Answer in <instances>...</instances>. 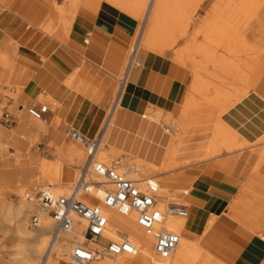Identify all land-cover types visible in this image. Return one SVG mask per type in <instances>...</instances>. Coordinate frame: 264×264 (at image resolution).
Here are the masks:
<instances>
[{
	"label": "crops",
	"instance_id": "crops-1",
	"mask_svg": "<svg viewBox=\"0 0 264 264\" xmlns=\"http://www.w3.org/2000/svg\"><path fill=\"white\" fill-rule=\"evenodd\" d=\"M0 6L4 10L3 14L0 13V45L9 38L16 42L17 47L12 57L21 51L35 50L43 60V65L35 69L34 83L29 86L35 87L36 95L40 94L38 97L49 98L53 109H49L48 119L57 118L63 127L74 129L89 140L100 139L105 133L113 86L110 79L116 81L121 73L135 31L134 22L122 14L113 19L101 14L97 17L79 15L76 29L71 31L66 46L51 52L47 41L38 45L33 32H26L27 25L45 34L39 28L43 21L39 16L30 15L32 11L35 12L34 0H0ZM80 19L82 25H79ZM185 37L190 38V43L193 31L189 30ZM199 39L203 40V37ZM185 45L180 44L179 50L173 53H140L139 66L131 71L118 109L113 114L106 134V147H113L130 158L161 167L170 143L178 133L182 137L176 163L184 164L182 161L187 158H204L205 143L210 136L207 128L216 120L233 129L248 144L264 136V55L251 75L248 94L231 109L219 114L223 99L220 94L217 100L216 88L226 91L228 78L222 69L215 71L212 66L203 69L200 55H194L193 62L188 59L184 63L177 62L176 53ZM217 54L222 56L224 53L219 50ZM22 59L29 63L26 57ZM13 67L15 69L12 71L1 67L0 78L18 82L17 97L30 105L31 100L23 96L29 83L28 79H24L27 69L23 66ZM212 72L216 73V77L211 76ZM23 109L24 105H20L18 110L23 113ZM158 114L161 120L155 119ZM163 118H168L169 123L163 122ZM17 119L14 131L10 135L0 133V140H5L16 152L25 155L31 150L25 138L29 133L27 127L34 129L35 123L28 120L31 118L18 116ZM47 137L48 146L52 142L60 143L61 136L53 128L47 131ZM181 151L190 153L179 156ZM241 154L243 152L231 156L224 154L222 158L213 160L212 166L217 169L206 167L204 162L176 167L159 174L162 179V183H159L168 192L172 186L187 187L184 190V198L188 202L184 230L191 238L200 237L201 244L226 264H263L264 238L252 236V232L259 231L264 236V177H260L259 173L264 160L258 164V154L250 152L244 160ZM23 163L12 162L11 166ZM27 164H31L30 159ZM248 166H251L250 169ZM16 170L9 169L13 180H27L29 175L20 176ZM63 174L62 182L73 178L66 164ZM248 188H252L256 196L262 199V205L253 203ZM242 191V196L235 201ZM228 212L237 217L241 224L231 219ZM219 226L225 227V230ZM233 236L239 239L236 251L227 248L234 245V242H229Z\"/></svg>",
	"mask_w": 264,
	"mask_h": 264
},
{
	"label": "bare ground",
	"instance_id": "bare-ground-1",
	"mask_svg": "<svg viewBox=\"0 0 264 264\" xmlns=\"http://www.w3.org/2000/svg\"><path fill=\"white\" fill-rule=\"evenodd\" d=\"M72 1H74L75 4L78 5V3H81L82 0ZM72 1L64 0V4L69 7L70 2L72 3ZM208 1L209 0H176V2H178V4L180 5V8H178V6L172 8L169 4V0H92L91 7L102 9H109L111 7H114L117 10L123 11L125 16L130 17L135 24L137 23L136 27L138 29V37L134 44L131 45V48H136V55L138 57L142 51L146 52L155 50L153 49L154 46L156 47V50H159V52L166 51V48H173L179 38L187 36L191 24L195 22L197 14L200 10H202L201 8H203ZM63 7L64 6H59L57 8L55 7L56 9L54 11H51L52 16L50 17V19H48L46 22H43L39 26V28L45 34L51 37L54 33L55 26L57 25V32L54 33V37L59 41L65 42L71 32H69L65 28V26L67 25V21L65 18L64 9L66 7L64 9ZM215 12V10L212 11V13L214 14ZM242 15H244L245 17H251L253 16V11L252 9H249L244 5H239L236 9L235 16L236 18H241ZM22 22L24 21L22 20ZM54 22L57 23L54 25ZM166 23H171V26H169L172 28L167 27ZM214 27L218 29V36H213L210 31L205 33L201 32V30L197 31L194 41L192 43H188L189 45H186L185 48L177 52L175 58L179 63H184L186 59L193 62L194 55H200L203 59V62L211 65L215 70H223L228 78V81L234 87L235 93L233 94L232 100H223L220 111L218 112L220 114L232 107L236 102H238L248 94L250 78L251 75L253 76L252 73L256 69L258 63L254 61L253 56L252 58L250 57L249 60L247 59L243 61L240 65L234 64L229 59L220 57L217 54V49H224L228 52H232V50H235L234 53L246 55L252 53V48L242 40L241 36L238 35V32L236 30L232 34L226 35L224 33V29H221L219 20H216L214 22ZM199 33H201L204 38L203 42H199L196 39V37L199 36ZM161 36L168 39V43L165 44V42L162 41ZM223 37L225 38L224 41L222 40ZM15 43L10 40L7 48L0 49V67H12V65L10 64V57H12V54H14V51L17 48ZM10 44L12 45L11 48L9 47ZM12 85L14 87H17V90L19 89L18 82H13ZM124 92L125 90L123 91L122 95L124 94ZM43 99H47V97ZM30 118L36 120V123L33 124L34 129L27 127L28 130H35L39 134L44 133L45 127L40 122L42 120L35 119L33 117ZM113 118V114H110V116H108V119L106 120V124L104 126L105 133H103L104 135L100 137L101 140L97 148H95L92 152L94 155L93 162L101 163L107 167H115L119 173L132 180H141V178H137L140 174H152L155 172L161 174L164 172H169L178 165V163L175 162V158L178 153V134L173 137L166 154V159L161 167H155L151 164L130 158L128 156H126L125 158L127 161H124V163H122L120 166L117 167L114 166V164L110 165L114 158L120 155V152L115 148L106 147V134L110 124L113 121ZM161 118L162 117L160 114L155 116V119L161 120ZM167 121V118H163V122L168 124L169 122ZM237 141L243 142V144H239L242 148L237 152H243L248 148L252 153H256L259 155L258 164H262V161L264 160V136H262L257 141V144H248L242 141L239 136L233 131V129L231 130L219 120L214 129L213 137L207 150L208 153H206V155L208 154V156H210V159H208L207 161L213 160L211 156L216 154L221 149L231 150L232 145ZM74 144L83 147L85 149V152L82 148H78ZM74 144H71V146L69 147H64L61 144V146L57 149L59 156L61 158H66L65 164L72 171L73 178L68 182H49L51 185H53V190L56 194L64 195L70 191L79 176L84 175L86 182L90 183V187L91 184L94 183H99V185H94V187L90 190V194L84 195L81 199L87 203H90V197L93 196L94 199H97L99 201L103 198L105 190L109 189L110 186L109 184H105L107 183V181L103 177L97 176L92 171V168L88 166L90 160L89 146L79 141H75ZM6 148V145L0 144V152L5 151ZM22 157L27 160L30 159L32 164L36 163L39 159L38 156L32 152L25 154ZM0 160L2 163V169L0 171V230H3L7 233H12L19 242H23L26 244L22 246V252L15 253L13 255L15 257L11 260V262H9V264H60L61 260H68L67 253L70 247L76 243H81L83 241V236L81 233L82 226H77L76 231L73 235H64L61 239H58L52 247L49 244L52 223L46 215L41 216L40 228L32 232L28 228V213H32L35 208L32 204L23 199L24 192L21 188L22 182L17 179L13 180L10 176L11 173H9L8 170L12 162H20V160L18 156H16L11 161L10 159L5 158L4 154L2 156L0 155ZM120 162H116L115 164L118 165L120 164ZM256 170L257 167H255V171ZM145 179H149L153 182L158 183L159 194L163 195L168 193L165 188L160 186L159 180L156 179L155 176H149ZM8 181H11L12 183L10 186L7 183ZM248 182L250 181L248 180ZM37 183L47 182L40 181ZM12 186L16 189L15 192L17 194V198L20 199L18 204H13L7 201V198L5 196V189H9ZM162 206L163 203L161 204V207ZM112 213H115L117 216ZM107 215L111 226V231L107 235L108 238L114 241H119L120 238L125 237L135 246V248L138 250V253L135 256L124 255L114 260H107L110 263L105 264H187L194 262L207 264L209 262V258L203 255V251L201 252L200 249H195L197 241H195L190 237L188 233L185 232V219H179L175 217L167 218L164 225V230L177 233L180 236V241L170 256H168L167 258H161L154 253L153 238L147 235L142 230V228L138 226L134 216L124 217L114 211H108ZM129 221L134 223V225L138 228L130 224ZM212 222L213 219L209 223L210 226ZM219 228L224 229L225 227L222 228L221 226H219ZM147 237L148 239L150 237L152 238V249L142 241ZM235 240H239L237 236H234V238L231 239V241ZM53 254H56V257H54ZM58 258L59 261L57 260ZM97 262L98 261H94L90 264H95ZM68 264L70 263L68 262Z\"/></svg>",
	"mask_w": 264,
	"mask_h": 264
},
{
	"label": "rangeland",
	"instance_id": "rangeland-1",
	"mask_svg": "<svg viewBox=\"0 0 264 264\" xmlns=\"http://www.w3.org/2000/svg\"><path fill=\"white\" fill-rule=\"evenodd\" d=\"M91 1L92 0H82L81 3H78V5H76L75 2L72 1V3L70 2L69 7H67V5L64 4V0H34L35 6H34L33 10H35V12L32 11V13L30 15L32 17L39 16V19L41 21L46 22L52 16L51 11H54L59 6H64L63 9L66 7L64 9V13H65L66 21H67V25L65 26V28L69 32L76 29V25L78 22L77 20H78L79 15L82 16L84 14V15H90L93 17H97L98 15L101 14V15H105V16L109 15L112 19L118 14H122L125 16L123 11L117 10L114 7H111L107 10L102 9V8H93V7H91ZM169 4L171 5L172 8L177 7V6H178V8H180V5L178 4V2H176V0H169ZM239 5H244V6L248 7L249 9H252L253 16L245 17L244 15H242L241 18H236L235 12H236V9ZM201 9L202 10H200L196 16L195 22L193 24H191V26L189 28L190 31H193V38H192L190 43H192L194 41L195 35L197 34V31H199V30H201V32H203V33L210 31L213 36H218L219 32H218V29L216 27H214V22L216 20H219L220 25H221V29L222 28L224 29V33L226 35H230L236 30L238 32V35L241 36L242 40L244 42H246L252 48V53L246 54V55L240 54V53H234L235 50H232V52H228L224 49H217V51L222 50L224 53L222 56L219 54V56L222 58H225V59H229L234 64H237V65H240L243 61H245L247 59L249 60V58L250 57L252 58V56H253L254 61H256L257 63L260 62L261 58L264 55V0H209L204 5V7ZM213 10L216 11L215 14L212 13ZM3 12H4V10L0 6V13L3 14ZM74 13H75V17H74ZM125 17H127V16H125ZM127 18H129L131 20L130 17H127ZM56 23L57 22H54V25ZM136 24H135L134 34L132 35L131 42L129 44L127 53L125 55L122 70H123V67L126 63V59L128 56V52L130 51L131 45L134 44V42L137 40V37H138V33H137L138 29L136 27ZM170 24L171 23H166V26L169 28H172V27H170L171 26ZM23 25H25V23ZM79 25H82L81 19L79 21ZM25 28H26V32H33V34L36 36V41H37L38 45L41 43L43 44L44 40L47 41V43L49 44V47H51L49 50L52 49L51 52L53 50H55L56 48L66 46V44H67L68 38L65 42H63V41H59L57 38L54 37V33L57 32V25L55 26L54 33L52 34L51 37L46 36L37 28L28 27L27 25L25 26ZM188 36L190 37L191 35H188ZM200 36H202L201 33H199L198 37H200ZM161 37H162V41H164L165 44L168 43V39L163 38V36H161ZM189 37L179 38L177 40L176 44L173 46V48H166V51H170L171 53H173L175 50H179L180 44L185 45V43H186V45H189L188 44V42L190 41ZM198 37H196V39ZM200 40L203 42L204 38H203V40L199 39V41ZM222 40L224 41L225 38L223 37ZM9 42H10V39L8 38L7 40H5L3 42V44L0 45V49L7 48ZM186 45L183 48H185ZM153 49H155V50H152V51H155L158 53L166 52V51L159 52V50H156L155 46L153 47ZM22 56L26 57L29 60L28 61L29 63H27V61H24L22 59L23 58ZM10 58H11L10 64L12 65V67H3L2 69L12 71L15 69L13 67V65L16 67L23 66L27 69V75H26L27 77H25L24 79H28L29 83H28V87L26 89V92H24L23 96L24 95L27 96V98L31 100V104L30 105L26 104L25 102H23L21 97H17V92H18L17 87H14L12 85L13 82H8L7 80H3L2 78H0V133L2 134L3 132H5L9 135L14 131L13 127L16 125V122L18 120L17 119L18 116H21L22 118H30L31 117L28 114L27 110L32 105L41 104V105H46L48 107V109H50V110L53 109V107L51 106V104L49 102V98L43 99L42 97H38V96H40V94L36 95L37 90H35V87L32 88L31 86H29L30 83H34L33 78L35 76V69H37L41 65H43V60L40 57V55L35 50L25 51V52L21 51L16 56H13ZM139 59H140V55L138 57V60ZM208 66H211V65L203 62V65H202L203 69L207 68ZM122 70H121V72H122ZM0 71H1V69H0ZM212 73H214V74H211V76L216 77V73L215 72H212ZM110 82L113 84V86H112V90H111V93L109 96L108 111H110V108H111V105L113 103V99L115 96L116 88H117V83H116L115 79H113V80L110 79ZM228 83H229L228 89L226 91L225 90L221 91L220 88H218V89L216 88L218 101L220 99V94L223 95L222 96L223 100L229 101V100L233 99V94L235 93L234 87L231 85V83L229 81H228ZM215 100L216 99H214L213 101H215ZM20 105H24L23 113H20L18 110L20 108ZM5 111H8L12 115V118L14 120V123H12L9 126L4 124L2 121V115ZM28 120L31 121V123H36V120H33V119H28ZM167 120H168L167 122H169L168 118H167ZM40 122L45 127L44 133L39 134L35 130L31 131V130H28V128H27V132H29V133H27L25 135L26 143H28L30 148H31V150L28 153L32 152V153L36 154L39 158L38 161L34 164L31 163L30 165H28L29 164V162L27 164L28 160L24 159L22 157L24 153L16 152L10 146V144H8V142H5V140H3V139H1L2 141L0 140V144H4L7 146L5 151L0 152L1 156L4 154V157L10 159L11 161L14 157L18 156L19 160L21 162L22 161L24 162L23 165L10 166L8 168V170L9 169H11V170L17 169L16 171L18 174H20V176L29 175L27 180L22 181V183H21L22 184L21 188L23 189V192H25V190H27L28 187L31 186L32 184L40 182L42 180L49 183V184H50L49 181L62 182L64 180L63 179V176H64L63 171L65 169L66 158L65 157L61 158L59 156L57 149L61 146V144L64 147H69V146H71V144L75 143V140H72L66 136L67 128L63 127L57 118H49L48 122L47 123L44 122V124L42 121H40ZM217 122H218V120H216L215 123H213V125L211 127L207 128L208 133H210V136L207 139V142L205 143L206 150H205L204 158L203 157L199 158V159L187 158V159L182 161L184 164H178L177 165L178 167L179 166L180 167L187 166V165H190L193 163L204 162V164H206L205 165L206 167H210L211 169H217V168L212 166L214 164V163H212L213 160L221 158L222 155H224V154L231 156L233 154L240 153L237 151L242 148L239 144H243V142L237 141V142H234L231 150L221 149L216 154L211 156L213 160L207 161L208 159H210V156H208V154L206 155V153H208L207 150L209 148L210 141L213 137V132H214V129L216 127ZM52 128L57 133H59V135L61 136V140H60L59 144L52 142V144L48 146L47 131L52 130ZM180 128H179V130H180ZM30 133H32V134L29 135ZM178 135H179V141H178V146H179L180 139H181L180 137H182V136L180 135V133H178ZM194 135H196V134H194ZM257 143L258 142H255L254 144H257ZM74 145L77 146L78 148H82L85 152V149L83 147H81L80 145H77V144H74ZM247 149H245L243 151V154H241V159H243V160L246 159L247 157H249V155H250L251 151H250V149H248V150ZM187 153H190V151H181V152H179V156H183ZM125 158H126V155L121 154V152H120V155L116 156L114 158V160L110 163V165L114 164V166L118 167L122 163H124V161H127ZM116 162H120V164L117 165V164H115ZM250 167L251 166H248L247 168L250 169ZM1 169H2V163L0 160V171H1ZM259 173L261 174L262 177H264V163H263V168H261V171ZM149 176H155L156 179H158L159 182L162 183V179L161 178L159 179V173L158 172H155L152 174H140L139 177H137V178L145 179ZM7 183L9 184V186L12 184L11 181H8ZM5 187H8V186H5ZM185 189H187V187L182 186V185L181 186H179V185L172 186L168 193L163 194V195L159 194V197H160L159 200L163 204L170 202V203H176V204L187 206L188 202L184 198L185 197V194H184ZM248 189L252 193L250 196L252 197L251 200L253 201V203H255L257 205H262L263 204L262 199L259 196H256V193H254V191H252V188H248ZM15 190L16 189L13 186L9 189H5V196L7 198V201H9L13 204H18L20 199L17 198V194H16ZM242 194H243V191L234 200L235 201L238 200V198L240 196H242ZM255 197H257L256 198L257 200H255ZM90 200H91V203H95V204L99 203V201L97 199L90 197ZM29 214L30 213H28V218H29ZM228 215H229V217L231 216L230 218L233 219L234 221H236L239 225L241 224L237 217H233V215L230 214L229 212H228ZM130 224L134 225V223H132V222H130ZM135 227H137V226H135ZM31 231L34 232L35 230H31ZM252 236H255V237L261 238V239L264 238L262 233L259 231L252 232ZM233 238H234V236L231 239H233ZM193 239L195 241H197L195 249L196 250L200 249L201 252L203 251L202 252L203 255H205L209 258V262L207 264H226L218 256H216L214 253L210 252L207 248H205L201 244V241H200L201 238L200 237L194 236ZM231 239L229 242H231V243L234 242V245L227 246V248L236 251L238 248L237 245L239 243V240L231 241ZM142 241H143V243H146V245L149 248L152 249V238L151 237L149 239H148V237L144 238ZM24 245H26V244L23 242H19L18 239L12 233H7L3 230H0V264H9V262H11V260L15 257V256H13L15 253L22 252V246H24ZM53 256L56 257V254L55 255L53 254ZM57 260L59 261V258ZM99 261L95 264L110 263L107 260H104V261L99 260ZM68 262H69L68 260H61L60 264H68ZM187 264H202V263L201 262H199V263L194 262V263H187Z\"/></svg>",
	"mask_w": 264,
	"mask_h": 264
},
{
	"label": "built area",
	"instance_id": "built-area-1",
	"mask_svg": "<svg viewBox=\"0 0 264 264\" xmlns=\"http://www.w3.org/2000/svg\"><path fill=\"white\" fill-rule=\"evenodd\" d=\"M136 52V48L132 47L121 74L116 78L117 88L106 120L119 106L131 71L139 66ZM27 112L45 123L49 120L46 105L32 106ZM2 121L8 126L14 123L8 111L3 113ZM66 136L89 146L88 166L97 176L103 177L110 188L105 190L103 198L95 204L81 199L83 195L90 194L94 185H99L94 183L90 187L84 175L79 176L70 191L64 195L56 194L49 183H36L23 194V199L35 208L29 214L28 228L39 229L41 216L46 215L52 223L49 242L52 247L58 239L64 235H73L77 226H82L83 241L72 245L67 253L70 264H90L99 260H114L124 255L135 256L138 250L127 238L114 241L107 236L111 231L107 212L114 211L124 217L134 216L138 226L153 238L154 253L161 258L170 256L179 244L180 236L173 231L164 230L165 222L170 217L186 219L187 206L169 202L161 207L157 182L149 179L132 180L119 173L115 167L93 162L92 152L101 138L89 140L74 129H67Z\"/></svg>",
	"mask_w": 264,
	"mask_h": 264
}]
</instances>
